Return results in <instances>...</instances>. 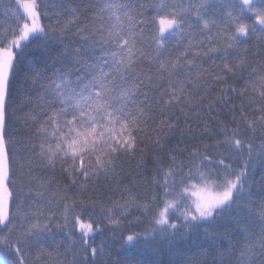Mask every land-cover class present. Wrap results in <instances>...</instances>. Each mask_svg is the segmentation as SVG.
Segmentation results:
<instances>
[{"label":"snow or ice","instance_id":"1","mask_svg":"<svg viewBox=\"0 0 264 264\" xmlns=\"http://www.w3.org/2000/svg\"><path fill=\"white\" fill-rule=\"evenodd\" d=\"M18 3L31 23L25 21L19 35L11 39L6 37L7 46L0 47V248L11 257H6L0 264H26L23 249L31 247H36L40 255L51 256L52 253L43 247V234L52 233L53 228L64 231L70 224L73 229L78 227L80 233V247L73 251L74 260L78 257L79 264H96L94 258L98 252L90 240L100 228L94 226L95 221L85 223L81 219L96 209L95 200L88 198L86 202L80 198L77 201L64 192L60 198L71 200V203L63 205L62 222L52 224L55 213L41 220L40 217L44 216L42 211L32 213L35 217L33 222L29 213L24 211L20 195L24 192L31 195L36 190L35 195L43 199L44 192L37 189L44 185L31 175V170L25 173L24 164L15 160L13 141L7 132L12 76L27 47L22 42L28 41L36 47L54 40L63 43L69 25L76 22L77 8L70 5L67 11L71 13V19L63 26L58 20L53 28L41 24V16L47 14L44 0L40 3L37 0H18ZM217 4L226 9L227 20L221 21L224 24L222 29L218 27L217 18L209 15L210 11H217ZM151 7L149 19L145 17L144 5L139 0H105L98 12L101 28L95 35L99 39H94L83 50L76 48L71 55L68 45L60 52V57L68 56L73 66L71 70L54 69L50 76L38 71L34 73L40 94L36 98V110L29 117L36 126L38 141L32 152L35 155L38 148L39 158L45 166L49 170L59 166L71 177L72 186L87 185L93 177L114 169L116 161L123 156L135 154L143 144L140 137L145 130L160 131L139 100L142 94L148 99L146 93H141V87L155 84L157 91L163 92L160 106L166 111L178 107L183 113L185 107H198L191 105L190 101V97L199 95L192 90L194 73L198 70L194 62L202 56L219 54L225 60L223 68L233 78L242 79L244 73H248V80L238 93L242 99L241 107L246 104L251 110L252 105L259 104L255 111L260 114L255 120H248L241 113L240 121L232 120L236 127L221 126L220 133L224 139L204 152L189 151L184 160L178 159L184 153L176 149L159 155L154 161L155 173L144 182V192L133 196L132 189H129L121 193V199L124 196L129 198L101 209V222L106 220L115 236L125 221L132 223L127 217L135 209L140 213L136 216L137 223L142 222L141 217L147 219L143 221L141 231L133 229L132 234L127 235L126 242L135 241L137 246L144 245L158 251L161 243L171 249L176 237L198 236L202 232L203 238L210 241L209 247L216 244L220 248V239L228 238L231 242V234L219 232L215 227L217 221L233 209L237 212L246 210L255 215H250L248 223L241 227L245 233V251L240 254L243 256L247 252L246 264H264V184L259 189L262 195L256 200L250 191L253 181L249 177L256 158L264 160V143L256 146L251 139L246 141L243 138L245 131L255 133L260 129L264 139V65L252 67L246 64L245 57H240L236 63L228 61L229 50L238 49L250 34H264V0H259V3L255 0H187L186 3L184 0H159ZM106 11L109 14L107 28L103 27V13ZM246 13L251 14L253 23L247 22ZM197 29L210 38L207 43H190L183 59L173 57L168 46L170 37L183 35L186 31L191 35ZM213 29H217L218 39H211ZM30 36L32 41H29ZM193 48L199 51H191ZM145 62L150 65V70L154 69L155 79L137 75L135 70ZM73 72L78 73L75 79H72ZM229 89L237 91L231 85ZM243 121H247L245 128L239 127ZM167 127L171 132L175 125L169 123ZM205 132L207 134V129ZM164 138L160 132L155 141L160 149L164 148L161 143ZM221 148L223 151H219ZM27 159L31 160L32 156ZM238 160L242 163L237 164ZM20 214L29 223L22 233L17 234L18 226L23 227L18 222ZM256 228L259 230L258 252L255 245L247 243L248 234L256 236ZM65 235L73 245L76 244L77 238L72 232ZM124 243L121 236L120 246L123 247ZM227 251L231 254L232 248ZM208 255L209 250L203 249L188 264H207V260L202 262L200 256L206 258ZM218 260L219 264H226L224 252L219 253ZM213 264H216L215 259Z\"/></svg>","mask_w":264,"mask_h":264},{"label":"trees","instance_id":"2","mask_svg":"<svg viewBox=\"0 0 264 264\" xmlns=\"http://www.w3.org/2000/svg\"><path fill=\"white\" fill-rule=\"evenodd\" d=\"M40 3V0H37ZM159 0H139L140 4L144 5V15L146 18H151L150 13L152 7ZM172 2V0H166ZM186 3L187 0H184ZM259 3V0L255 1ZM46 7V15L41 16V24L55 28L57 21L63 26L69 19L71 13L67 11L69 6L77 8L76 22L69 25L66 35L63 37V43L60 40H54L40 47L35 44H30L28 41H23L22 45H27L24 49V55L19 59L14 75L12 76V98L8 108V128L7 132L13 141L12 149L16 161L24 164V171L27 173L31 170V175L41 182L44 186L37 190L44 192V198L41 199L35 195L33 190L31 195L27 192L21 193L20 202L23 205L24 211L29 213L32 221L35 217L32 213L42 211L44 216L40 217L44 220L45 217L55 213L52 217V224L62 222L61 213L65 203L70 204L71 200L63 201L60 197L64 192L72 199L79 200L84 198L88 202V198H93L96 203V209L89 214H84L81 219L85 223L95 221L94 226H99L100 231L95 232L91 236L90 243L97 249L98 255L94 258L96 264H188L190 260L195 259L203 249L209 250V255L205 258L200 256L203 262L207 260V264H213L214 259L216 264H219L218 256L220 252L225 253L226 264H246L248 254L241 256V252L245 251V233L241 231L242 225L248 223L250 215L246 210L237 212L235 209L226 212L224 217L217 221L216 229L221 233H230L231 242L228 238L220 239V248L216 244H211L210 241L203 238L201 232L198 236L188 234L184 237H176L174 245L171 249L167 248L163 243L160 244L158 251H153L151 247L144 245H136V242H126L127 235L132 234V230L141 231L144 227L143 221L147 217H141V223L136 222V216L140 215L138 211L132 209V214L127 217L132 223L119 226L116 235H113L111 226L103 220V212L101 209L110 208L114 203H123L129 197L124 196L121 199V193L132 189L131 195H139L144 192V182L152 178L155 173V159L159 155H166L171 150L176 149L183 152L184 155L178 157L179 160H184L188 156V152L199 150L204 152L206 148L224 139L220 133L221 126L229 129L237 125L232 123L233 118L237 121L241 119V113H244L248 120H255L260 114L255 109L259 108V104L252 105V109H248L247 105L241 107L242 99L238 95L243 90L244 84L248 80V73H244L242 79L233 78L231 73H228L223 64L225 60L219 54L211 56H202V59H197L194 64L197 69L194 73L195 78L192 82V90L199 93L196 97H190L191 105H199L185 107L181 113L178 107H174L166 111L161 105L162 91H157L156 85H146L141 87L140 102L144 103L145 111L152 117L153 125L160 131H147L141 135L140 139L143 144L135 154L123 156L116 161V167L107 174H100L93 177L92 181L83 187L79 184L72 186L71 177L62 172L59 166L55 170H49L45 163L39 158L38 148L36 154L32 152L33 147L38 143L35 135V125L29 118L33 114L35 105L38 102L37 96L40 94V89L35 81V72H41L45 75H51L54 69H62L65 71L71 70L73 67L69 63L68 56L60 57V52L68 45L69 55L76 49L83 50L87 44L93 42L94 39H99L95 35L97 29L101 28L99 22V8L103 7L105 0H44ZM217 11H210V17L217 18L219 28H223L224 24L221 21L227 20L226 9L217 4ZM105 24L103 27H108L109 14L106 11L103 13ZM247 22L253 23L251 14H245ZM23 9L18 3V0H0V47L7 46L5 38L11 39L14 35H19V29L23 23L27 21ZM257 28L259 26L257 25ZM217 29L212 30L211 39H218L216 36ZM87 37V41L85 40ZM210 38L206 33H201L199 29L192 32L191 35L186 31L183 35L177 34L169 39V48L173 57H181L188 48L189 44H196L200 41H207ZM33 37H29L32 41ZM223 45H221L222 47ZM244 49H247L245 52ZM206 50V47L204 48ZM19 51V50H17ZM191 51H199L193 48ZM98 54V53H97ZM240 57L246 58V64L252 67L259 68L264 65V34L255 32L249 35L240 47L236 50H229L228 61L236 63ZM192 59L191 56L188 57ZM137 75L143 74L145 77L155 79L154 69L150 70V65L145 62L136 70ZM250 71V69H249ZM78 73L73 72L72 79H75ZM221 77L217 80L216 77ZM197 78L199 82L197 83ZM233 86L237 91L233 92L229 86ZM165 100L168 97H164ZM201 100L203 103L201 104ZM31 101V102H30ZM52 110H49L51 112ZM171 117V120L169 118ZM164 123H161V122ZM172 123L175 125L173 131L169 132L167 125ZM247 121L240 122L239 127L245 128ZM207 129V134L205 132ZM160 132L164 134V139L161 143L163 149L156 146L155 141L159 138ZM147 137V138H145ZM246 141L250 140L254 145L259 146L264 143L261 138V130L257 129L255 133L244 132ZM215 152L216 149H213ZM223 151V149H219ZM255 155V153H254ZM32 156L31 160L27 158ZM198 164L199 161L197 160ZM241 164L242 161H236ZM143 173V178L141 174ZM18 175L21 173L18 171ZM249 177L253 181L250 191L256 200H259L262 193L259 190L261 184H264V160L259 157L255 160L254 170L249 172ZM48 181H52L51 184ZM19 183V181H18ZM135 186V187H134ZM57 193L53 196L52 193ZM163 207V205H161ZM79 211V208H77ZM240 217V219H234ZM19 225L23 227L17 228V234L23 232V228L28 226L29 221L25 219L23 214L18 216ZM51 226V225H50ZM251 227V226H250ZM256 236L249 235L247 241L250 245L256 246V251H259V230L254 229ZM66 232H72L77 238L75 245L72 244ZM79 228H72L70 224L64 231L53 228L52 233H44L42 236L43 247L46 252H51L52 255H40L36 247L25 248L26 264H79V258L74 260L73 251L80 247L79 244ZM121 236L125 241L121 247ZM149 243L151 241L149 240ZM234 244V246H233ZM232 248L231 254H228V249ZM69 249H72L71 251ZM0 256L8 257L6 250L0 248ZM39 256V259L37 258ZM89 256L91 252L89 250ZM256 260H259L257 255ZM0 262H2L0 260Z\"/></svg>","mask_w":264,"mask_h":264},{"label":"rangeland","instance_id":"3","mask_svg":"<svg viewBox=\"0 0 264 264\" xmlns=\"http://www.w3.org/2000/svg\"><path fill=\"white\" fill-rule=\"evenodd\" d=\"M256 1V0H255ZM28 19V18H27ZM29 23H31L30 20H27ZM5 258H3L2 256H0V260L3 261Z\"/></svg>","mask_w":264,"mask_h":264}]
</instances>
